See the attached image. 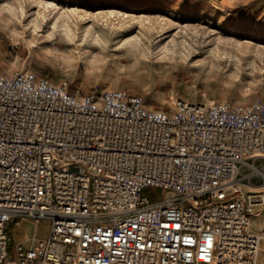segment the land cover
Wrapping results in <instances>:
<instances>
[{"label": "built area", "instance_id": "obj_1", "mask_svg": "<svg viewBox=\"0 0 264 264\" xmlns=\"http://www.w3.org/2000/svg\"><path fill=\"white\" fill-rule=\"evenodd\" d=\"M263 214L261 97L153 110L0 70V264H260ZM41 220L13 241L9 222Z\"/></svg>", "mask_w": 264, "mask_h": 264}, {"label": "rangeland", "instance_id": "obj_2", "mask_svg": "<svg viewBox=\"0 0 264 264\" xmlns=\"http://www.w3.org/2000/svg\"><path fill=\"white\" fill-rule=\"evenodd\" d=\"M26 69L71 92L122 89L153 110L264 100V0H0V70ZM47 226L8 230L17 241Z\"/></svg>", "mask_w": 264, "mask_h": 264}, {"label": "crops", "instance_id": "obj_3", "mask_svg": "<svg viewBox=\"0 0 264 264\" xmlns=\"http://www.w3.org/2000/svg\"><path fill=\"white\" fill-rule=\"evenodd\" d=\"M25 222H31V221H25ZM21 224H19V226H20ZM28 237H26V238H24V239H19V240H17V241H24L25 243H27V239Z\"/></svg>", "mask_w": 264, "mask_h": 264}, {"label": "bare ground", "instance_id": "obj_4", "mask_svg": "<svg viewBox=\"0 0 264 264\" xmlns=\"http://www.w3.org/2000/svg\"><path fill=\"white\" fill-rule=\"evenodd\" d=\"M251 227H252V224H251Z\"/></svg>", "mask_w": 264, "mask_h": 264}]
</instances>
